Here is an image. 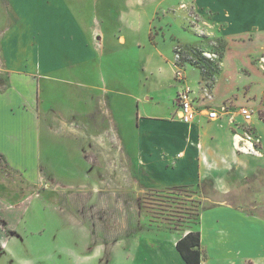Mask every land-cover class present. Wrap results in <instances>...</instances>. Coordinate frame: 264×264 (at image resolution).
Instances as JSON below:
<instances>
[{
  "label": "rangeland",
  "instance_id": "374dc122",
  "mask_svg": "<svg viewBox=\"0 0 264 264\" xmlns=\"http://www.w3.org/2000/svg\"><path fill=\"white\" fill-rule=\"evenodd\" d=\"M65 1L71 12L110 21H99L103 34L97 22L81 34L88 57L74 67L73 57L63 62L59 51L75 43L55 33L53 64L46 69V0H0V92L14 94L17 107L10 104L25 111V120L31 113L36 127L18 134L11 130L19 141L0 135V148L24 162L9 166L0 154L6 200L34 198L19 222V235L0 251V264H144L148 251L142 240L198 230V222L218 210L215 203H236L264 216V170L233 182L225 197L214 194L208 181L160 186L154 167L142 160L143 149L136 147L134 127L124 126L137 113L134 95L155 88L160 78L163 83L156 86L167 105L170 77L191 96L204 98L243 137V131L254 135V146H260L264 113L245 122L238 103L228 99L216 106L209 95L225 47L223 38L210 35L209 14L179 6L181 0ZM144 61L151 67L161 63L162 73L143 72ZM195 76L193 89L189 80ZM242 88L243 103L264 101L250 96L249 86ZM3 99L0 95L1 116L10 101ZM195 205L199 218L187 215Z\"/></svg>",
  "mask_w": 264,
  "mask_h": 264
},
{
  "label": "crops",
  "instance_id": "0c3cea01",
  "mask_svg": "<svg viewBox=\"0 0 264 264\" xmlns=\"http://www.w3.org/2000/svg\"><path fill=\"white\" fill-rule=\"evenodd\" d=\"M186 2L185 4L181 0L179 6L189 5L202 15L209 14L210 18L203 17L210 25V35H218L225 41L219 60L221 72L209 94L214 105H223L224 100L229 99L238 103L239 107L259 110L264 101L253 104L256 100L254 98L250 100L251 104L243 103L241 90L242 87L249 86L250 96H257L258 100L264 97V0ZM68 5L71 6L65 0H46V69H50L53 64L50 39L55 33H65L75 43L59 51L63 62L70 56L73 57L74 67L77 62L88 57L81 45L84 40L81 39V34L91 31L94 22H97L103 34L99 21H110L108 17H85L79 10L71 12ZM118 39L122 44L126 42L123 35ZM142 66L143 72L156 74L155 77L163 70L161 63L151 67L144 61ZM163 79L156 80L155 84H162ZM172 79L169 77L167 83L172 96L166 99L167 105L163 103L162 89L156 85L155 88L146 86L143 93L134 95L137 113L124 126L134 127L136 147L138 150L143 149L142 160L154 167L157 185L198 186L202 181H208L212 192L218 197L229 196L233 182L248 178L260 169L264 170V136L259 134L257 139L260 140V146L257 150L250 142L240 140L239 136L243 137L241 129L230 125L225 116L209 119L201 114L189 125L181 123L177 118L176 102L179 85ZM196 79L195 76L194 81L189 80L193 89L198 87ZM0 95L6 98L4 101L10 100L6 114L0 115V135L5 134L6 139L19 141L15 135L9 133L11 130L16 134L30 132L31 127V132L36 130L31 113V120H25V111L22 109L20 112L12 107L13 104L17 107L18 103L14 94L0 92ZM193 98L201 107H212L204 98ZM26 112L29 113V109ZM239 115L241 116L240 113ZM255 128L257 133L258 127ZM0 154L9 166L24 164L20 155L15 160L13 155L2 148ZM5 197L7 195L0 184V251L7 249L10 240L19 235V222L25 217L30 201L34 199L25 195L12 203ZM27 197L28 200L23 202ZM20 204L23 205L21 210L18 209ZM213 205L218 206V210L210 212L212 220L204 217L198 222L200 264H264V216L250 214L236 203L219 202ZM218 212L224 215L218 216ZM186 232L187 230L184 231ZM184 233L167 240H142L141 247L148 251L142 258L144 264H186L175 246Z\"/></svg>",
  "mask_w": 264,
  "mask_h": 264
},
{
  "label": "built area",
  "instance_id": "2783aa9c",
  "mask_svg": "<svg viewBox=\"0 0 264 264\" xmlns=\"http://www.w3.org/2000/svg\"><path fill=\"white\" fill-rule=\"evenodd\" d=\"M177 99V118L183 124L192 123L199 115L205 113L204 115L209 119L218 118V113L215 109L208 108L207 105L199 106L196 104L193 96H191L190 90L185 85H181L176 94ZM255 112H264V105H261L259 110L255 111L249 107L242 106L239 108V113L243 116L245 122H250ZM246 137L239 136L240 140H246L254 146L251 139L253 135L244 131Z\"/></svg>",
  "mask_w": 264,
  "mask_h": 264
},
{
  "label": "trees",
  "instance_id": "16d2710c",
  "mask_svg": "<svg viewBox=\"0 0 264 264\" xmlns=\"http://www.w3.org/2000/svg\"><path fill=\"white\" fill-rule=\"evenodd\" d=\"M199 214L200 211L197 208V205H195L191 209V212H188L187 215L199 218ZM183 228L184 227L182 226V229ZM186 230L187 232L184 233ZM182 233L184 234L176 241L175 244L177 251L186 264H200V232L198 230L187 228L183 230Z\"/></svg>",
  "mask_w": 264,
  "mask_h": 264
}]
</instances>
